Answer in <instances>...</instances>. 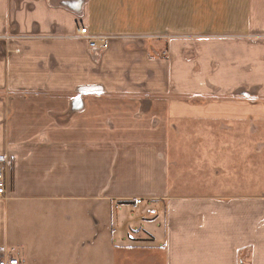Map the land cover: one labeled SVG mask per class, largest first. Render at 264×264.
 I'll list each match as a JSON object with an SVG mask.
<instances>
[{"label": "crops", "instance_id": "0c3cea01", "mask_svg": "<svg viewBox=\"0 0 264 264\" xmlns=\"http://www.w3.org/2000/svg\"><path fill=\"white\" fill-rule=\"evenodd\" d=\"M4 160L0 257L264 264V0H0Z\"/></svg>", "mask_w": 264, "mask_h": 264}, {"label": "built area", "instance_id": "2783aa9c", "mask_svg": "<svg viewBox=\"0 0 264 264\" xmlns=\"http://www.w3.org/2000/svg\"><path fill=\"white\" fill-rule=\"evenodd\" d=\"M77 36L84 38L88 41V45L92 49H105L108 47V42L111 39L106 36H91L87 28H79ZM7 161L0 162V200L7 199ZM142 204V200H135L134 205ZM0 264H21L20 260L13 256L0 257Z\"/></svg>", "mask_w": 264, "mask_h": 264}, {"label": "rangeland", "instance_id": "374dc122", "mask_svg": "<svg viewBox=\"0 0 264 264\" xmlns=\"http://www.w3.org/2000/svg\"><path fill=\"white\" fill-rule=\"evenodd\" d=\"M15 256L19 259V256L17 254H15Z\"/></svg>", "mask_w": 264, "mask_h": 264}]
</instances>
